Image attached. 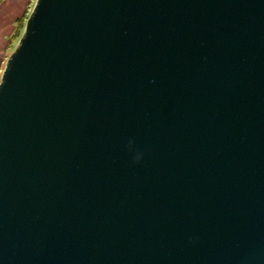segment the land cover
Here are the masks:
<instances>
[{
  "label": "water",
  "instance_id": "95a60500",
  "mask_svg": "<svg viewBox=\"0 0 264 264\" xmlns=\"http://www.w3.org/2000/svg\"><path fill=\"white\" fill-rule=\"evenodd\" d=\"M0 264H264V0H38Z\"/></svg>",
  "mask_w": 264,
  "mask_h": 264
},
{
  "label": "crops",
  "instance_id": "0c3cea01",
  "mask_svg": "<svg viewBox=\"0 0 264 264\" xmlns=\"http://www.w3.org/2000/svg\"><path fill=\"white\" fill-rule=\"evenodd\" d=\"M38 0H0V79L22 42Z\"/></svg>",
  "mask_w": 264,
  "mask_h": 264
},
{
  "label": "rangeland",
  "instance_id": "374dc122",
  "mask_svg": "<svg viewBox=\"0 0 264 264\" xmlns=\"http://www.w3.org/2000/svg\"><path fill=\"white\" fill-rule=\"evenodd\" d=\"M21 44V43H20ZM20 44H19V46H20ZM1 81H2V79H0V83H1Z\"/></svg>",
  "mask_w": 264,
  "mask_h": 264
}]
</instances>
